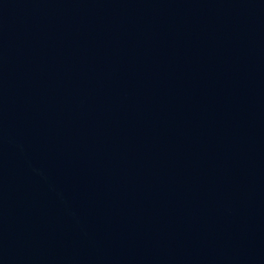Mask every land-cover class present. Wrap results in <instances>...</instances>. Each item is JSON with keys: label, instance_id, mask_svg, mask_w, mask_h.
I'll use <instances>...</instances> for the list:
<instances>
[{"label": "water", "instance_id": "1", "mask_svg": "<svg viewBox=\"0 0 264 264\" xmlns=\"http://www.w3.org/2000/svg\"><path fill=\"white\" fill-rule=\"evenodd\" d=\"M0 264H264V0H0Z\"/></svg>", "mask_w": 264, "mask_h": 264}]
</instances>
